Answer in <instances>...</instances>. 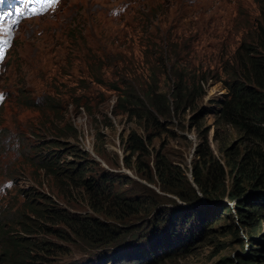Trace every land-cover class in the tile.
I'll list each match as a JSON object with an SVG mask.
<instances>
[{
  "label": "rangeland",
  "instance_id": "rangeland-1",
  "mask_svg": "<svg viewBox=\"0 0 264 264\" xmlns=\"http://www.w3.org/2000/svg\"><path fill=\"white\" fill-rule=\"evenodd\" d=\"M260 1L61 0L51 13L27 19L15 29L12 47L0 75V88L6 85L15 96L13 99L8 97L0 107L2 143L6 145L8 139L2 138L6 131L1 129L27 130L28 126H36L35 123L50 122L52 135L45 133L44 136L52 139L49 144L57 142L55 150L63 149L58 152L63 157L65 167L67 162L71 167L81 168L87 179H107L111 176V194L120 193L130 199L155 202V207L148 212L141 207L139 214L117 222L89 209L88 195L82 190L74 193L76 201L72 205L63 202V206L72 208L73 212L94 214L104 222L132 230L131 249L137 248L138 256L125 243L118 245L109 256L122 251L130 258H145L147 253L142 248L141 240L137 239L146 232L154 233L152 229L161 222L162 216L158 214L164 208L170 209V216L174 218L171 228L176 227L175 219L183 212L182 208L192 212L199 207L204 221L195 225L200 227V231L187 246H177L175 235L166 241L161 233V245L168 243L164 247H172L163 250L170 253V257L164 259V255L156 256L149 264H234L238 256L242 260L239 264H246L243 258L248 250L244 251V248L249 240L254 239L256 244L253 246L257 248L264 245L263 210L250 211L254 218L245 226V221L240 217L244 211L225 195L208 198L200 193L196 201L183 203L174 194L163 190L154 175V156L161 152L174 166L175 182L181 184L183 192H187L183 178L191 181L192 164L196 160L202 161V157L196 155L204 140L198 128L207 126L212 127L207 137L210 152L215 159L226 163V149L239 142L236 131L231 127L221 128L213 137V117L210 114L199 116L194 127L189 123L190 117L207 105L210 98L225 91L221 82L207 85L206 94L197 101L194 111L189 109L179 118L176 117L173 125L151 140L148 153L141 156L125 151V141L130 130H137L143 135L142 128L133 119L114 114L120 111L118 93L104 85L112 81L118 71H126L128 83L136 86L146 81L152 71L161 74V60L159 63L156 58H162L165 62L168 58L164 64L169 67L172 59L183 61L184 57H188L192 61L191 66L202 67L203 70L210 67L221 73L222 67L216 62L218 55L224 50H234L244 26H256L260 22ZM53 41L55 44H52ZM153 49L157 52L154 53ZM117 59L122 60L120 68L112 63ZM94 73H102L103 77L96 81ZM159 84L164 91H168L172 82L161 75ZM28 102L35 106H27ZM85 104H88L86 108L83 107ZM9 137L15 140L16 148L11 151L7 161L0 163V170H5L8 162L15 168L21 167L25 158L21 151L26 138L21 142L19 136ZM54 137L59 139L56 141ZM146 173L150 174L151 181L145 179ZM26 174H22L18 184L5 187L7 194H11L10 198L18 195L16 200L20 205L24 200L20 188L24 191L34 189L58 203L60 180L51 181L49 176L35 168L28 169ZM2 177L0 172V181ZM225 183L229 189V175ZM248 191L250 189H246L244 195L250 194ZM95 205L104 212L115 211L110 200L105 202L103 197ZM5 214L2 212L1 217ZM194 220L192 224L196 223ZM65 232L66 229L61 233ZM53 240L62 245L61 249L67 253H58L52 264L68 263L74 257H90L86 254V248L90 246L83 242ZM95 260L99 264L101 256L95 257ZM0 264H3L2 256Z\"/></svg>",
  "mask_w": 264,
  "mask_h": 264
},
{
  "label": "trees",
  "instance_id": "trees-1",
  "mask_svg": "<svg viewBox=\"0 0 264 264\" xmlns=\"http://www.w3.org/2000/svg\"><path fill=\"white\" fill-rule=\"evenodd\" d=\"M259 6L260 22L256 26L253 24L249 27L244 26L242 28L244 32L241 33L234 50L232 52L224 50L218 55L216 62L222 67L221 73L210 67L203 70L202 67L198 69L191 66L192 61L188 57H184L183 61L172 59L169 67L164 64L165 60L156 58L159 63L161 60L160 64L163 67L161 74L152 71L146 81L136 86L128 83L126 71H118L117 76L123 82V86L114 88L118 90L120 100V111L114 114H123L133 119L144 133L141 135L137 130H130L125 141V151H129L131 155L141 156L148 153L151 140L162 131H166L169 125H173L172 122L176 117L179 118L186 110L194 111L193 107L197 101L206 94L207 85L221 82L225 91L210 98L207 105L190 117L189 123L194 127L199 116L210 114L213 117V137L221 128L231 127L236 131L239 142L226 149V163L223 164L215 159L210 152L207 137L212 127L207 126L203 129L198 128L204 140L198 147L196 155H200L202 161L196 160L192 164L191 181L186 177L183 178L187 192H183L181 184L175 182L176 174L172 171L174 166L161 152H157L154 156V175L163 190L174 194L184 203L196 201L200 198V193L208 198L225 195L244 211L240 213V217L245 221V226L254 218V214H250V211H264V0L260 1ZM152 51L157 52L155 49ZM121 62V59H117L112 63L118 67ZM101 75L102 73H94V80L97 81ZM161 75L172 82L168 91H164L159 84ZM27 106L35 105L28 102ZM87 106L88 104H85L83 107ZM53 108H50V111ZM35 124L36 126H28L27 130L3 129L9 141L12 140L9 136H19L21 142H24L25 138L26 142L22 144L25 160L22 161L21 167L15 168L11 162H8L6 169L1 171L2 178H8L16 185L22 174L25 175L28 169L35 168L49 176L51 181L60 180L61 189H58L60 203L34 189L24 191L20 188L22 192L20 195L24 197L20 205L16 200L18 195L9 197V206L3 208L7 209V214L0 216V256L3 264H51L58 253H67L61 249L62 245L54 242L53 238L63 242L80 241L84 245L100 246L117 241L131 233L132 230L120 227L116 223L104 222L94 214L83 215L71 211L72 208H65L63 202H69L71 205L75 203L76 199L73 195L80 190L88 195L89 209L116 222L135 213L139 214L141 207L145 208L144 212L155 207L154 201L143 202L138 198L123 197L119 195L120 193L111 194L110 182L113 181L111 176L107 179L104 177H99L98 180L87 179L81 168L71 167L67 162L65 167L63 157L58 152L63 149L55 150L57 142L49 144L52 139L44 136L45 133L52 135L51 123ZM54 138L56 141L59 139ZM3 157L0 151V161ZM227 175L230 176L229 189L226 188L225 183ZM144 177L148 181L152 180L148 173L144 174ZM246 189H250V192L248 191L250 194L244 195ZM100 197H103L105 202L109 199L115 211L104 212L101 207H97L95 202L100 201ZM245 203H248L247 207L243 208ZM133 205L135 207H132ZM169 210L164 208L158 214L162 218L158 226L153 228L156 229L155 233H146L140 238L143 248L156 246L155 238L160 239L161 233L166 241H169L170 236L175 232L179 233L176 234L177 246H187L193 242L200 231V227L195 225L204 221L201 209L197 207L189 212L187 208H182L183 212L175 219V228H171L174 218L170 216ZM192 219H195V224H192ZM64 229L66 232L62 234ZM255 244L254 239H250L246 244L244 251H248L243 263L264 264V245L257 248L253 246ZM162 246L164 245L159 247L163 249ZM160 248L157 247L151 252H157ZM163 257L169 258L170 253ZM241 261V257L238 256L234 264H239Z\"/></svg>",
  "mask_w": 264,
  "mask_h": 264
},
{
  "label": "clouds",
  "instance_id": "clouds-1",
  "mask_svg": "<svg viewBox=\"0 0 264 264\" xmlns=\"http://www.w3.org/2000/svg\"><path fill=\"white\" fill-rule=\"evenodd\" d=\"M49 13H45L43 15H37L35 17H40V16H44V15H47ZM33 17V18H35ZM27 19H31L29 17H23L20 19L19 22H17L16 26H12V30H11V33H12V40H11V44H10V47L9 49L7 50L6 54L3 56V61L0 62V75L3 73V67H4V61H5V58H6V55L8 53V51L11 49L12 47V41H13V35H14V32H15V29L25 20ZM52 44H55L54 41L52 42ZM101 77H103V75H101ZM114 79L112 81H110L108 84H104L106 85L107 87H109L111 90L114 91V93L118 92V90H115L114 88H121L123 86V82L121 81V79L117 76V73L113 75ZM10 97V99H13L15 96L13 94V90L11 88H7V86H3L0 88V107L1 105L3 104V102L8 98ZM36 98H38L36 96ZM39 99V98H38ZM37 102V101H35ZM3 129H1L2 131ZM5 137H2V138H7L8 141L6 143V145L4 143H2V140L0 141V151L3 153L4 157H3V160L0 161L3 162V161H7L8 158H9V155L11 153V151L13 149L16 148L15 146V140H11L9 141V138L8 136L6 135H3ZM30 137V136H29ZM1 138V137H0ZM23 155H25V151L22 150L21 151ZM25 160V158L23 159ZM22 160V161H23ZM5 167V166H4ZM2 170V169H1ZM0 170V172H1ZM27 175V174H25ZM6 180V181H4ZM11 184H13L12 180L8 179V178H3L2 181H0V216H1V213L2 212H6L7 209H3L4 207H8L9 206V196L11 194H7V192L5 191V187L6 186H10ZM58 203H60L58 201ZM184 203V202H183ZM7 214V212H6ZM5 214V215H6ZM203 223V222H202ZM153 232L156 231V229L152 230ZM132 231L131 233L129 234H126L124 237H121L120 239H118L117 241H114V242H111L109 244H104V245H100V246H90L89 248H86V254L87 255H90V257L88 258H85V259H81L79 257H74L72 260H70L68 263H64V264H98L97 261L95 260V257H98V256H101V261L99 264H106V262L108 264H149V261L156 257V256H162V255H165L167 254V252L163 251V250H169V248H165L164 246L163 249L160 248L159 246H161V242H160V239L159 238H155V241H156V246H150L149 248H143V250L147 253V255L145 256V258H139L138 257H135V258H130L126 255V252L122 253V251L120 252H114L115 253V256H109L110 252L112 251H115L117 248H118V245L119 246H122L124 243H125V246H128L130 247V251H132V253L135 255V256H138V250L137 248L136 249H131L132 247V242L133 241H130L131 239V235H132ZM147 233V232H146ZM145 233V234H146ZM155 233V232H154ZM144 234V235H145ZM176 234H179V233H176L175 234H172L170 236V238L175 235L176 237ZM143 235V236H144ZM142 236H140L137 240H141ZM249 243V242H248ZM247 243V244H248ZM167 246V245H166ZM160 248L159 251H155V252H151L153 250H155L156 248ZM98 248V249H97ZM172 249V248H170ZM66 254V253H64ZM54 262V261H53ZM52 262V263H53ZM51 263V264H52Z\"/></svg>",
  "mask_w": 264,
  "mask_h": 264
},
{
  "label": "snow or ice",
  "instance_id": "snow-or-ice-1",
  "mask_svg": "<svg viewBox=\"0 0 264 264\" xmlns=\"http://www.w3.org/2000/svg\"><path fill=\"white\" fill-rule=\"evenodd\" d=\"M3 2H4V0H0V3H3ZM57 2H58V0H57ZM6 19H7L6 16H4V15H0V31H7V29H5V28L3 27V25H4L5 21H6Z\"/></svg>",
  "mask_w": 264,
  "mask_h": 264
}]
</instances>
